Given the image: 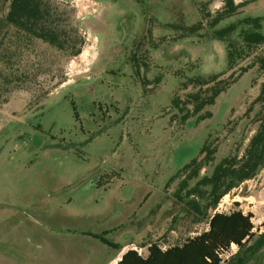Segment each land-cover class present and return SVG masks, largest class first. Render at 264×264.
Returning a JSON list of instances; mask_svg holds the SVG:
<instances>
[{
  "label": "rangeland",
  "instance_id": "374dc122",
  "mask_svg": "<svg viewBox=\"0 0 264 264\" xmlns=\"http://www.w3.org/2000/svg\"><path fill=\"white\" fill-rule=\"evenodd\" d=\"M50 1L82 43L70 55L11 35L3 55L26 76L6 85L15 70L4 67L0 79V90L16 87L0 93V264H66L74 245L77 264H104L118 244L144 255L149 241L166 247L206 230L174 197L183 174L173 176L206 143L216 152L198 178L242 155L257 127L246 109L264 80L252 67L204 119L181 121L172 107L192 89H181L186 78L226 68L223 41L183 31L202 20L206 32L203 17L222 0ZM235 2L243 5L216 28L260 16L264 34V0ZM235 208L264 230V168L209 213Z\"/></svg>",
  "mask_w": 264,
  "mask_h": 264
},
{
  "label": "trees",
  "instance_id": "16d2710c",
  "mask_svg": "<svg viewBox=\"0 0 264 264\" xmlns=\"http://www.w3.org/2000/svg\"><path fill=\"white\" fill-rule=\"evenodd\" d=\"M242 5L243 2L222 0L218 10L204 15V19L209 18L204 33L200 32L206 23L202 20L183 28L185 36H206L223 41L226 68L183 81L181 89L191 87V91L184 94L183 100L174 97L171 101L172 107L180 113L181 121L194 116L199 120L209 117L210 112L204 109L213 105L220 93L252 67H256L258 73H264V34L260 31V16H246L240 21L216 28L221 20L236 14ZM3 17L8 28L0 39V63L3 65L0 79H3L4 67L15 70L5 78L6 85L26 76L24 72L16 73L19 68L17 62L9 64L7 59H3L7 46L11 45V35L18 42L22 40L26 49L33 41H38L70 55L80 52L82 39L77 35L76 28L67 30L59 26L61 17L58 6L50 0H5ZM14 88L15 85H11L8 89L0 90V93L3 95V91L11 92ZM246 113L252 114L257 127L241 156L233 154L221 158L213 165L209 175L198 178L201 167L211 162L216 152L215 147L206 143L198 151V155L204 156L201 159L194 157L173 176L183 174L173 193L174 197L182 202L185 211L198 215L194 221H206L207 229L185 238L179 244L166 247H161L157 241H149L145 256L130 248L121 255L117 264H264V230L259 233L253 231L251 212L235 208L229 212L209 213V210L217 207L223 195L264 168V80L259 84ZM192 179L196 181L188 187ZM234 205H238V202H234ZM231 245H235L236 250L223 258Z\"/></svg>",
  "mask_w": 264,
  "mask_h": 264
},
{
  "label": "crops",
  "instance_id": "0c3cea01",
  "mask_svg": "<svg viewBox=\"0 0 264 264\" xmlns=\"http://www.w3.org/2000/svg\"><path fill=\"white\" fill-rule=\"evenodd\" d=\"M5 0H0V39L2 38L3 34L5 33V31L8 28V23L5 20V18L3 17V6H4ZM88 48H92V45L89 43L88 44ZM15 97H19L21 99V95H14L13 98ZM12 98V99H13ZM12 99H10L7 103L8 106L12 103ZM23 99V98H22ZM23 102H25V100H22ZM26 102H30L29 100H27ZM89 185V184H87ZM90 187V186H89ZM81 235V234H80ZM84 235V234H83ZM128 242L125 243H121L118 244L116 246V251L115 253L108 259V261H106L104 264H117V261L121 258V255L128 249ZM146 246V245H145ZM144 246V247H145ZM81 247V245H80ZM72 255H71V259H69L68 261L66 260V264H77L78 261V253H80V257H82L81 251L78 252L77 246L74 245L72 250ZM147 252V251H146ZM139 253V252H138ZM140 254V253H139ZM142 255V254H140ZM146 253L142 256H145ZM74 258V259H73Z\"/></svg>",
  "mask_w": 264,
  "mask_h": 264
}]
</instances>
